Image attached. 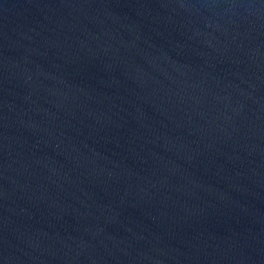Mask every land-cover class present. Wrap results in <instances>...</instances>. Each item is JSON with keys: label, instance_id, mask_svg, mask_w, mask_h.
Listing matches in <instances>:
<instances>
[{"label": "water", "instance_id": "1", "mask_svg": "<svg viewBox=\"0 0 264 264\" xmlns=\"http://www.w3.org/2000/svg\"><path fill=\"white\" fill-rule=\"evenodd\" d=\"M0 264H264V0H0Z\"/></svg>", "mask_w": 264, "mask_h": 264}]
</instances>
